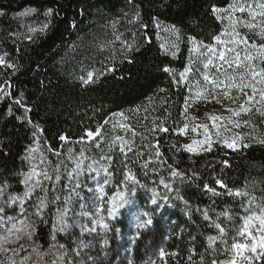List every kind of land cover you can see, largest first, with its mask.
<instances>
[{
  "label": "trees",
  "instance_id": "16d2710c",
  "mask_svg": "<svg viewBox=\"0 0 264 264\" xmlns=\"http://www.w3.org/2000/svg\"><path fill=\"white\" fill-rule=\"evenodd\" d=\"M261 3L264 0H0V55L19 69L0 66V88L11 93H0V185L7 186L0 197V236L7 235L13 223L17 228L36 226L31 239H10L0 261H231L244 218L257 207L264 209V144L259 143L264 136L247 135L236 149L214 141L210 151L189 152L178 129L185 124V102L209 73L210 66L204 65L216 61L222 51L223 44L214 37L232 39L224 9L245 8L231 13L240 21L236 31L247 38V44L236 48L242 58L246 52L255 56L257 70L264 67L256 56L264 36L243 23L251 21L249 12ZM213 5L221 12L213 13ZM24 12L28 15H21ZM166 67L172 72H165ZM185 68L191 69L186 79L180 76ZM89 73L92 81L85 83ZM263 113L255 107L247 112L253 124L262 126ZM88 131L100 135L88 138ZM32 166L41 174L28 181ZM89 169L106 174L110 210L121 203L116 201L120 193L128 201L97 230L73 220L65 195L74 177ZM44 172L52 178L46 180ZM33 186L22 214L19 202L12 205L10 198L23 197ZM40 198L46 201L43 222L35 215ZM132 201L148 213L140 221L151 218V225L130 229L127 206ZM58 210L66 212L64 231L59 230ZM9 216L14 219L9 221ZM262 252L239 264H264Z\"/></svg>",
  "mask_w": 264,
  "mask_h": 264
},
{
  "label": "snow or ice",
  "instance_id": "6c2138e0",
  "mask_svg": "<svg viewBox=\"0 0 264 264\" xmlns=\"http://www.w3.org/2000/svg\"><path fill=\"white\" fill-rule=\"evenodd\" d=\"M258 7L260 9L259 12H255V11L249 12V15L251 16V21H244L243 23L245 24V26L248 29H257L258 28L260 35L264 36V3L259 4ZM224 11L229 14L230 27L232 28L231 33H228V34L233 36V37H239L238 39H233L231 41V43L233 45L247 44V38L240 36V34L236 31V28H235V25L240 23V21L233 20V17L231 15V13H234L236 11L243 13L245 11V8L244 7L237 8L234 6H230L228 9H224ZM212 12L213 13H220L221 9L218 8L217 6L213 5ZM46 14L50 15L51 9H49L48 13H46ZM0 15H3V13H0ZM21 15H28V12H24ZM257 16H259L261 18L260 22H255ZM173 30L178 31L175 29V26H173ZM191 40H192L193 44L196 43L195 37H191ZM214 40H216L220 44L225 45V50L220 51L218 53L219 60L223 61L224 64H227L229 69L235 67L236 69H243V70L237 71L235 75H228L227 73H225V80H223V81L218 80V79H212L208 75H204V81L206 82L205 87L203 88V90H198L194 97H189V100H187L185 102V106H184L185 112H187L191 103H194V102H197L200 100H208L209 97H211L213 100H217V102H219V100L217 99V95H215L214 93L216 92V90L220 89L222 86L225 89V91L222 93V95L225 97H228L230 100H233V102H235V98L230 95V92L228 91L229 89L235 88V89L242 92L245 87L251 88L253 94L249 95L247 97V101H253L255 99V95L258 91L256 86H255L256 83L258 82L260 84H264V67L257 70L256 66L254 64H252V61L255 59V56L253 54L246 52L244 54V58L242 61L241 55L239 52L236 51L235 47L228 48L227 42L224 40H221V37L219 35L215 36ZM129 47H131V46H129ZM206 47H208V50L210 52H212L214 55L216 54V50L213 46L208 45ZM256 47H257L256 45H253V48H256ZM226 52L233 53V56L231 58H229L226 55ZM256 56H259L261 61L264 62V44L259 45V50L256 52ZM244 61H247V63H245ZM212 62L213 61L211 59H209L207 64L204 65L205 68H207L208 65L212 64ZM0 66H3L5 69H13L14 71L19 70L15 64L6 60L5 56H3V55H0ZM218 67L223 68V64L218 65ZM163 70L165 72H172V69L167 68V67L164 68ZM190 70H191L190 68H185V70L180 73L181 78L186 79L187 74ZM92 78H93V74L89 73L88 80H86L85 83L92 81ZM237 78L240 81L239 83L236 82ZM246 80L248 81L247 83H245ZM226 81H230V83H226ZM207 85L212 86L211 90H209ZM5 86L10 87L9 81H5ZM0 93H2L5 96L11 95L10 92H5L3 90V88H0ZM259 97H260V101L264 102V88L259 89ZM17 103H20V101L18 100ZM26 111H30V109H26ZM228 111L231 112L233 116H239L241 114V112L250 111V108L244 107L243 105H241L239 107V110L229 108ZM120 115H123V113H121ZM25 119H27V117H25ZM185 119H191L194 121L197 119V117L186 115ZM222 119H225V117L218 116L215 114L210 115V120L213 122V125H215L216 121L222 120ZM231 122L236 127L240 126L239 123L235 120H232ZM121 126L123 127L124 125H121ZM34 127H38V126L34 125ZM188 127H189L188 124H184L182 128L178 129V131L181 132L182 134H185L188 130ZM197 127L203 128L204 139H202V140L193 139L191 141V143L185 144V145H183V147L189 152H197L199 150L210 151L211 145H212V140H211V136L209 135V125L208 124L196 125L193 127L192 131H196ZM161 130L163 132L169 131L167 128H163ZM41 131H42V129H41ZM99 135H100V133L98 131L95 133L92 131H88L86 133V136L88 138H93L94 136H99ZM34 136H35V133H34ZM60 139L64 140V139H66V137L61 136ZM117 139L119 140L120 137H117ZM238 140L242 141L243 137L237 136L232 140V142H229L228 140H224L223 143L230 149H236L238 147L236 141H238ZM259 143L264 144V140H260ZM197 146H200V147H197ZM243 146L247 147L248 145H243ZM224 163H227V161H225ZM77 167H79V164H77ZM105 171H107V169H105ZM40 174L41 173H37V172H35V170H33L32 175L38 176ZM42 174L46 180L52 178L47 174V172H44ZM172 174L177 175L178 173L173 172ZM130 178L135 180V177H130ZM29 179H31V177H29ZM56 179H59V177L57 176ZM27 182L28 181L26 180L25 183H27ZM105 183H107V181H105ZM216 183L221 184L222 186L226 187V185H223V181H221V180H217ZM205 188H208L209 191L214 192V189L209 188L208 185H205ZM6 190H7L6 184L0 185V197H3L5 195ZM33 191H34V186L32 188H30L28 190V192L24 193L23 197H21V196L11 197L10 203L12 205H16L19 202L21 213L22 214L25 213L26 212V209L24 208L25 198L30 199ZM100 192H101V194H103V192H104L103 187L100 188ZM237 194H240V193H237ZM119 195L121 197V203L119 205H116L115 203L113 204L112 209L108 212L109 216H112L114 213H117L120 208L124 207L128 203V201L126 199H123V193H120ZM113 199L115 200V197ZM152 202L156 203L155 200H153ZM45 206H46V201L43 198H40L39 204L36 206L35 215L40 219L41 222H43L42 210ZM3 212H4V208L0 207V213H3ZM58 212H59L58 220H59V225H60L59 230L64 231L65 227H67V225L64 222V217L66 215V212L59 211V210H58ZM224 215H229V214L224 213ZM205 218H207V216ZM7 219L9 221H11L14 218L9 216V217H7ZM137 219H139V218H137ZM253 219L259 220L261 226H264V209L261 210L260 214L253 213L251 216H248L245 220V228L239 233L240 236H244L245 233L247 232V235L251 239L252 243L248 244V243L234 242L232 244V248L236 250L234 258L228 262H221V264H236L235 257L241 256L243 254V251H245V250H249L252 253H256L258 247L260 249H264V235L257 237V236H254L251 232L247 231V224L249 221H251ZM20 223L24 224V221L22 220V221H20ZM152 223H153L152 219L148 218L146 220L140 221L138 223L137 227L143 228L147 225H151ZM35 227L36 226L34 224H29L25 228H17L16 224L13 223L11 228L7 229V235L0 236V251H6V249L4 248V245L7 244L10 239H14L16 241H19L21 239H31L33 234H34ZM216 227L221 232L224 231V229L221 227V225L217 224ZM105 228H107V225H105ZM260 231L264 232V227H262L260 229ZM209 240L212 241L213 238L209 237ZM105 242L107 243V241H105ZM13 251H15V250H13ZM165 255H166V253L163 250H161L160 256L164 257ZM261 255H264V252H262ZM243 258L245 260L250 259V257H248V256H244ZM190 259H191V257H189V260ZM0 264H3V262L0 261ZM12 264H15V261H12ZM212 264H217V262L213 261Z\"/></svg>",
  "mask_w": 264,
  "mask_h": 264
},
{
  "label": "rangeland",
  "instance_id": "374dc122",
  "mask_svg": "<svg viewBox=\"0 0 264 264\" xmlns=\"http://www.w3.org/2000/svg\"><path fill=\"white\" fill-rule=\"evenodd\" d=\"M259 11L260 9L256 10L255 12ZM260 20L261 18L257 16L255 22H260ZM233 39L236 38L232 36L231 40L226 41L228 48H236L239 46V44L233 45L231 43ZM220 49L224 51L225 45H221ZM236 51L238 52L237 48ZM226 55L231 58L233 56V53L226 52ZM215 60L216 61H213L212 64L208 65V67H210L209 73H207V75L212 79H218L223 81L225 80V73H227L228 75H235L237 71L243 70L236 69L235 67L229 69L227 64H224L223 61L219 60L218 55L216 56ZM241 60L243 61L242 56ZM244 62L247 63V61ZM221 64H223V68L218 67V65ZM236 82H240L238 78ZM247 82L248 81L246 80L245 83ZM226 83H230V81H226ZM205 85L206 82L203 79L202 84L198 86L196 92L198 90H203ZM255 86L258 91L253 101H247V97L253 94L251 88L245 87L242 92L235 88L229 89L228 91L230 92V95L235 98V102H233V100H230L228 97L222 95V93L225 91L222 86L214 93L215 95H217V99L219 100V102L209 97L208 100H200L191 104L190 108L186 112V115L195 116L197 117V119L193 121L191 119L184 118V123L189 125L187 132L184 134L185 143L189 144L193 139H204L203 128L197 127L196 131H192L193 127L199 124L209 125V135L211 136L212 142H223L224 140L232 142V140L237 136L243 138H245L247 135L250 136L257 134H259V136H264V115L260 118L261 123H263L262 126L260 124H253L254 122L250 120V117L247 112H241L239 116H233L232 113L228 111L229 108L239 110V107L243 105L244 107L248 108L255 107L256 111L264 112V102L260 101L259 97V89L264 88V84H260L257 82ZM207 87L209 88V90H211L212 86L207 85ZM212 114L223 116L225 117V119L218 120L215 122V125H213V122L210 120V115ZM232 120L237 121L240 126L236 127L231 122ZM236 143L238 145L240 141L238 140L236 141ZM33 170L38 173V171H36V168L32 166L31 170H29L30 172L27 179L28 181H32L34 177H37V175H32ZM29 177H31V179H29ZM107 180L108 178L103 171L89 169L75 176L73 181H71L72 183L67 188V194L65 195L66 198H68V208L70 210V214L73 220H75L76 222H80L82 226L86 229L97 230L98 228L104 227V222L106 221L108 212L110 211V203L112 198L110 193H108L107 188L110 182ZM105 181H107V183H105ZM101 187H103L104 189L103 194H101L100 192ZM116 201H121L120 195L117 197ZM261 210L262 208L257 207L255 211L252 212V214H260ZM127 212L129 213L128 218L130 229L137 226L141 218L148 216L147 212H143L138 209L134 201L128 204ZM252 214L250 213V215L248 216H251ZM248 216L244 218L242 225H240L241 228L239 230V233L245 228V220ZM262 227L264 226H261L259 220L253 219L248 222L247 231L251 232L254 236L259 237L261 235H264V232L260 231ZM236 239V242L248 244L252 243L251 239L247 235V232L244 236H240L238 234ZM261 250L263 249H260L258 247L256 253H252L249 250L243 251V254L241 256L235 257L236 264H239L240 261L244 259V256H248L250 257V259L258 256ZM235 252L236 250L234 249L232 251V254L230 255V260L234 258Z\"/></svg>",
  "mask_w": 264,
  "mask_h": 264
}]
</instances>
